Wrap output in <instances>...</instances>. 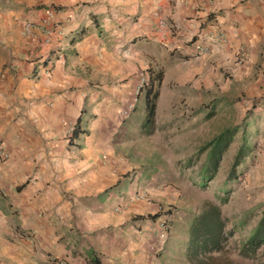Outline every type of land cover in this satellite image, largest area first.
Masks as SVG:
<instances>
[{
  "label": "crops",
  "instance_id": "obj_1",
  "mask_svg": "<svg viewBox=\"0 0 264 264\" xmlns=\"http://www.w3.org/2000/svg\"><path fill=\"white\" fill-rule=\"evenodd\" d=\"M49 9L51 43L39 46L38 26H22ZM158 19L180 30L157 31ZM263 33L264 0H0V264H91L88 253L98 264H183L175 233L160 240L162 215L151 218L175 194L131 170L119 112L144 110L138 75L157 58H248ZM135 194L145 198L129 202Z\"/></svg>",
  "mask_w": 264,
  "mask_h": 264
},
{
  "label": "rangeland",
  "instance_id": "obj_2",
  "mask_svg": "<svg viewBox=\"0 0 264 264\" xmlns=\"http://www.w3.org/2000/svg\"><path fill=\"white\" fill-rule=\"evenodd\" d=\"M248 53L247 58L240 51L218 65L157 58L152 67L165 71V82L158 88L151 125L142 127L144 110L136 106L131 120L119 112L124 134L119 148L135 162L131 170L147 172L175 194V202L159 205L152 215L172 214L168 218L176 235L171 242L176 262L189 263V225L208 202L218 207L224 227L221 249L205 254V264H264V243L253 253L245 252L264 204V33ZM196 66L200 71L192 73ZM176 69L188 76L175 78ZM143 100L142 93V106ZM225 129L236 134L215 171L204 173L203 148ZM243 137L247 156L234 165ZM133 141L134 151L127 146Z\"/></svg>",
  "mask_w": 264,
  "mask_h": 264
},
{
  "label": "trees",
  "instance_id": "obj_3",
  "mask_svg": "<svg viewBox=\"0 0 264 264\" xmlns=\"http://www.w3.org/2000/svg\"><path fill=\"white\" fill-rule=\"evenodd\" d=\"M74 38L70 39L72 43ZM147 82L143 87V99H144V120L142 127L145 129L152 123L155 112V101L158 96V88L162 80V72L154 71L150 67L146 69ZM79 131L77 122L74 124L72 130V137ZM236 134L234 129H225L218 134L212 141L208 142L204 151L207 150L206 163L204 164L203 172L215 171L220 156L226 147L232 141L233 136ZM246 138L243 137V144L239 147L234 157V165H237L244 156H247ZM18 187L17 189L21 188ZM156 215H152L151 218H155ZM223 222L220 218V212L218 207L211 203H204L199 214L195 216L188 230L189 244L186 248L187 259L190 264H205V260L209 258L205 254L210 252H217L221 249L222 236H223ZM264 243V204L261 206L260 218L257 221L251 236L246 242V246L249 250L247 253H253L260 244ZM86 258L91 264H98V261L94 258V255L88 253Z\"/></svg>",
  "mask_w": 264,
  "mask_h": 264
},
{
  "label": "built area",
  "instance_id": "obj_4",
  "mask_svg": "<svg viewBox=\"0 0 264 264\" xmlns=\"http://www.w3.org/2000/svg\"><path fill=\"white\" fill-rule=\"evenodd\" d=\"M53 14L54 13H53L52 9L44 10L42 17L39 18L38 21H36V22H34V21L25 22L22 26V30H23L24 34L31 33L34 30V28L36 26H38L37 29H40V32L42 35V40L40 41L39 46L40 45L41 46L49 45L51 43V37L53 34V31L51 30V27L53 25V23H52ZM156 30L157 31L167 30L170 33H177L180 30V26L175 22L167 21L164 19H158L156 22ZM206 50H207V48H199L197 51L200 53H205ZM240 56L242 57V54H240ZM146 82H147V75L144 73H140L138 75V86L135 90L134 98H136L141 92L143 93L142 89H143L144 84ZM134 101H135V99H134ZM131 109H132L131 105L127 106V108L122 111V115L124 117L127 116ZM72 129L73 128L70 127L69 132H72ZM69 136L70 135L68 133L67 137H69ZM4 157H5V155L2 151V148L0 147V158H4ZM144 198H145V194H135V196L131 197L129 202L141 200ZM157 226H158V238L160 240H165L167 237V234L169 232V229H170L169 218H168L167 214L161 216L160 221L158 222ZM51 262L55 263L53 260H51Z\"/></svg>",
  "mask_w": 264,
  "mask_h": 264
}]
</instances>
